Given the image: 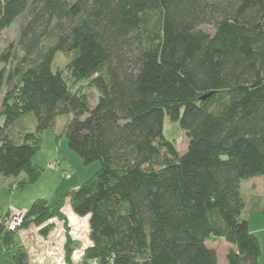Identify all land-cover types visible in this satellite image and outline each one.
<instances>
[{
  "label": "trees",
  "instance_id": "obj_1",
  "mask_svg": "<svg viewBox=\"0 0 264 264\" xmlns=\"http://www.w3.org/2000/svg\"><path fill=\"white\" fill-rule=\"evenodd\" d=\"M24 14L0 51V177L39 178L32 158L60 115L68 148L99 167L54 203L35 199L20 227L45 236L57 218L68 234V200L91 241L75 264H219L215 238L232 245L226 264H258L240 186L264 180V0H0V36ZM58 51L73 54L53 71ZM26 114L35 127L16 134ZM165 114L183 153L162 133ZM14 232L0 222L1 249L26 264L7 248ZM71 253L67 235L69 264Z\"/></svg>",
  "mask_w": 264,
  "mask_h": 264
},
{
  "label": "crops",
  "instance_id": "obj_2",
  "mask_svg": "<svg viewBox=\"0 0 264 264\" xmlns=\"http://www.w3.org/2000/svg\"><path fill=\"white\" fill-rule=\"evenodd\" d=\"M58 117L56 118V123ZM69 118L70 115L66 120H63L64 126ZM1 122L2 118L0 119V123ZM48 154V160L45 164L46 170L42 168L41 175L33 183L25 184L21 188L12 189L16 181L13 178L0 177V218L8 214L10 207L27 209L37 198H43L49 203H54L59 193L76 188L84 181L78 180L72 182L70 180L72 178L70 174L69 177L64 175L68 173L65 172V167L63 166V163H67L68 156L58 148L57 144ZM53 161L56 162L55 165L49 167L48 164ZM254 185L255 184L250 185L246 183L240 186V191L244 199V208L241 212V217L248 221L250 231L258 237L260 244L258 264H264V214L261 213L264 202V192L262 194L257 193ZM61 211L66 218L68 234L66 233L64 222L61 219L53 218L51 220L53 223L52 228L45 236L39 232V226L30 223L27 226L19 227L14 232L12 243L9 244L7 248L12 252L20 248L25 253L26 264H54L57 262V257L55 256L57 251L54 247L58 244L62 251V260L66 262L64 258V244L68 235L72 242L71 262L73 264L78 263L82 259L84 250L91 244L89 238L88 215L82 217L77 215L72 210L68 200L64 202ZM80 224L82 225L83 231L78 237L74 238L76 236L75 230L78 231ZM1 238L2 235H0V264H14L12 259L5 256L1 249ZM51 254L54 255V257H52ZM218 263L226 264L225 256L222 257L221 262Z\"/></svg>",
  "mask_w": 264,
  "mask_h": 264
},
{
  "label": "rangeland",
  "instance_id": "obj_3",
  "mask_svg": "<svg viewBox=\"0 0 264 264\" xmlns=\"http://www.w3.org/2000/svg\"><path fill=\"white\" fill-rule=\"evenodd\" d=\"M25 16L26 14H24V16L19 15L7 28L3 29L2 34L0 36V51L7 48V46L11 43L15 45L18 37L19 27L23 23ZM17 54L18 56H20L21 52L17 50ZM72 54H73L72 51L56 52L52 62V70L56 71L59 68H64L65 63L69 60ZM3 90L4 88L0 92V99L2 97ZM85 91L90 96L89 97L90 107H92L97 100V93L94 89H90V88H86ZM67 118L68 115H60V117H58L57 119L56 125L53 128L46 129L42 132L40 148L37 151V153L34 155L32 161L38 164L39 167L41 166L43 170H46L45 164L48 160V155H49L48 153H50L57 144L58 148L62 152H65L68 156L67 163H63V166L65 167V172H68L72 176L70 180L72 182L78 180L83 181L89 178L92 175V173L99 167V162L95 161L88 165H85L82 163L80 157L73 150L68 148L67 138L64 135L65 126L63 124V120H66ZM35 124H36L35 116L33 114H26L18 120L17 124L13 128V132L17 134L18 131L21 130L22 128L24 130H33ZM162 133L167 139H169L174 143L179 153H183L186 150L187 137L185 135L184 130H182V128L179 126L177 121H171L166 114L164 115L163 118ZM53 162L56 163L55 161ZM241 183L243 185H245L246 183H249L250 185L255 184L254 186L257 193L262 194L264 192V180L261 175H257L242 180ZM82 231H83L82 225L80 224V228L78 229V231L75 230L76 236L74 238L78 237L79 234L82 233ZM206 245L210 248H213L216 251L219 258L218 262H221L222 257L225 256L226 258L227 250L229 249V247L230 248L232 247L231 244L224 241L222 238L209 239L206 241ZM54 248H56L57 251L55 255L57 257V262L54 264H68L62 260V255H61L62 251L59 248V245L57 244V246H55ZM52 254L51 256L54 257V255ZM0 257H1V252H0Z\"/></svg>",
  "mask_w": 264,
  "mask_h": 264
},
{
  "label": "built area",
  "instance_id": "obj_4",
  "mask_svg": "<svg viewBox=\"0 0 264 264\" xmlns=\"http://www.w3.org/2000/svg\"><path fill=\"white\" fill-rule=\"evenodd\" d=\"M55 165L54 162L49 164V167H53ZM66 177H69V173L64 174ZM16 185L12 186L14 189ZM27 209H16L10 207L9 212L4 217L0 218V222L2 223L3 227L7 231H16L23 223L24 218L26 217Z\"/></svg>",
  "mask_w": 264,
  "mask_h": 264
},
{
  "label": "water",
  "instance_id": "obj_5",
  "mask_svg": "<svg viewBox=\"0 0 264 264\" xmlns=\"http://www.w3.org/2000/svg\"><path fill=\"white\" fill-rule=\"evenodd\" d=\"M210 93H207L205 95L202 96V99L206 98L207 96H209Z\"/></svg>",
  "mask_w": 264,
  "mask_h": 264
}]
</instances>
